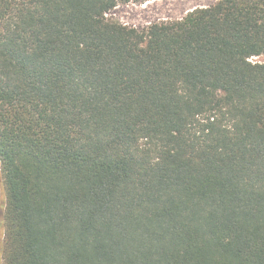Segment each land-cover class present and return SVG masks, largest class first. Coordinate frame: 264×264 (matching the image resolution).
<instances>
[{"label": "trees", "instance_id": "trees-1", "mask_svg": "<svg viewBox=\"0 0 264 264\" xmlns=\"http://www.w3.org/2000/svg\"><path fill=\"white\" fill-rule=\"evenodd\" d=\"M149 1L0 0V264H264V0Z\"/></svg>", "mask_w": 264, "mask_h": 264}, {"label": "rangeland", "instance_id": "rangeland-1", "mask_svg": "<svg viewBox=\"0 0 264 264\" xmlns=\"http://www.w3.org/2000/svg\"><path fill=\"white\" fill-rule=\"evenodd\" d=\"M217 2L218 0H152L145 4L120 5L107 17L110 20L143 29L154 23L181 20L197 8H207ZM252 61L264 63V56L253 58ZM0 193L5 201L7 197L2 187H0ZM3 212L4 210L0 208V219Z\"/></svg>", "mask_w": 264, "mask_h": 264}]
</instances>
